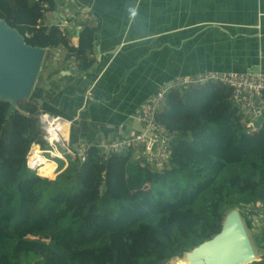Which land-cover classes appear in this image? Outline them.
Here are the masks:
<instances>
[{"label":"trees","instance_id":"trees-1","mask_svg":"<svg viewBox=\"0 0 264 264\" xmlns=\"http://www.w3.org/2000/svg\"><path fill=\"white\" fill-rule=\"evenodd\" d=\"M55 8L53 0H0V19L44 48L43 61L62 47L65 60L86 72L98 27L83 25L74 47L59 27L42 23ZM37 89L16 105L0 100V264H169L218 234L234 209L252 231L244 209L264 203V111L249 128L230 88L169 93L158 120L174 142L160 169L136 150L110 154L94 144L83 161L65 154L64 169L52 159L54 180L52 167L44 178L36 146L47 148L39 111L71 118ZM252 243L257 256L264 253V232Z\"/></svg>","mask_w":264,"mask_h":264},{"label":"crops","instance_id":"crops-1","mask_svg":"<svg viewBox=\"0 0 264 264\" xmlns=\"http://www.w3.org/2000/svg\"><path fill=\"white\" fill-rule=\"evenodd\" d=\"M53 1L55 11L42 23L59 27L74 47L83 25L98 27L86 72L66 61L60 47L38 80V92L71 118H63L54 147L38 146L53 180L58 165L52 159L64 169L65 154L136 133L133 114L160 85L206 72H264V0ZM262 231L264 223L253 224V237Z\"/></svg>","mask_w":264,"mask_h":264},{"label":"built area","instance_id":"built-area-1","mask_svg":"<svg viewBox=\"0 0 264 264\" xmlns=\"http://www.w3.org/2000/svg\"><path fill=\"white\" fill-rule=\"evenodd\" d=\"M222 84L231 89V103L242 108L247 126L255 130V122L259 121L264 111V72L221 73L206 72L187 77H177L170 82L162 84L133 114L134 122L139 130L132 136L120 138L113 142L100 141L97 145L104 151L122 153L130 149L138 152L145 164L160 169L167 163L169 148L174 142V137L167 132L158 115L167 104L169 93L183 91L190 87H200L207 84ZM64 120L51 116L40 110V131L47 146L54 147L59 142L63 131ZM84 160V152L79 153ZM244 215L252 222L264 223V203L249 205L244 209ZM262 259L264 253H258Z\"/></svg>","mask_w":264,"mask_h":264},{"label":"water","instance_id":"water-1","mask_svg":"<svg viewBox=\"0 0 264 264\" xmlns=\"http://www.w3.org/2000/svg\"><path fill=\"white\" fill-rule=\"evenodd\" d=\"M46 50L25 43L23 36L0 19V100L16 105L29 98ZM65 67V66H64ZM35 144L31 145V148ZM30 148V150H31ZM249 264L257 256L239 210H231L218 234L185 252L176 264Z\"/></svg>","mask_w":264,"mask_h":264},{"label":"rangeland","instance_id":"rangeland-1","mask_svg":"<svg viewBox=\"0 0 264 264\" xmlns=\"http://www.w3.org/2000/svg\"><path fill=\"white\" fill-rule=\"evenodd\" d=\"M61 1H65V0H56V2H61ZM50 57V56H49ZM52 57V56H51ZM52 59H54V57H52ZM45 60V59H44ZM48 60H49V58H48ZM47 60V61H48ZM51 62V61H50ZM45 66H46V64H45V61H44V63H43V65H41V69H42V71H41V73H43L44 72V69H45ZM40 73V72H39ZM40 75V74H39ZM47 75H49V73L48 72H46L45 71V73H44V78L47 76ZM192 76V75H191ZM180 77H187V75L186 76H180ZM38 78H39V76L37 77V79H36V81H35V84H34V87H33V90L37 87V85H38ZM45 80H47V78L45 79ZM27 100V99H26ZM45 157L47 158V156L45 155ZM57 165H58V163H57ZM45 168H46V170H47V174L45 175V177L44 178H46L49 174H50V172L48 171V168H49V166H44ZM53 180V179H52ZM253 224H256V223H254L253 222ZM254 228H257L256 226L254 227ZM257 232H260V229H257ZM248 233V236H249V238H250V240H251V243H252V240H253V234H252V231L251 232H247ZM252 245H253V243H252ZM253 247H254V245H253ZM255 248V247H254ZM257 254V253H256ZM257 258V257H256ZM185 259V263L186 264H188V262H187V258H186V256L181 260V261H183ZM257 260H258V258H257ZM178 262V260H176V261H174L173 263H171V261L169 262V264H176Z\"/></svg>","mask_w":264,"mask_h":264},{"label":"bare ground","instance_id":"bare-ground-1","mask_svg":"<svg viewBox=\"0 0 264 264\" xmlns=\"http://www.w3.org/2000/svg\"><path fill=\"white\" fill-rule=\"evenodd\" d=\"M29 167L34 169V172L37 171L36 167L34 166V162L31 161V157L29 156ZM187 258V257H186ZM188 264H191L189 259H187Z\"/></svg>","mask_w":264,"mask_h":264},{"label":"clouds","instance_id":"clouds-1","mask_svg":"<svg viewBox=\"0 0 264 264\" xmlns=\"http://www.w3.org/2000/svg\"><path fill=\"white\" fill-rule=\"evenodd\" d=\"M52 116V115H51ZM55 117H60V116H55ZM60 118H62V117H60ZM63 119V118H62ZM37 147H38V145H37ZM40 148V150H43L41 147H39ZM51 148V147H50ZM31 151V150H30ZM30 153V152H29ZM28 156H29V154H28ZM28 156H27V158H26V164H27V159H28ZM28 167V166H27ZM30 170H32V171H34V169H32V168H30V167H28ZM257 256V255H256ZM257 258H258V260L260 259L258 256H257Z\"/></svg>","mask_w":264,"mask_h":264}]
</instances>
